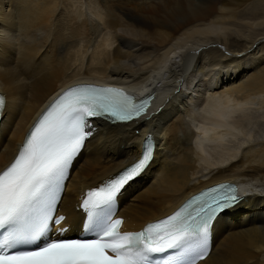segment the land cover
<instances>
[{"label": "bare ground", "instance_id": "1", "mask_svg": "<svg viewBox=\"0 0 264 264\" xmlns=\"http://www.w3.org/2000/svg\"><path fill=\"white\" fill-rule=\"evenodd\" d=\"M140 1L0 0V91L7 98L0 170L66 88L138 85L144 94L156 85L148 116L130 124L94 121L97 132L76 160L61 204L69 235L83 220L75 210L82 193L138 160L152 133L154 159L120 197L124 229L138 230L203 188L234 181L247 197L216 220L213 250L199 264H264V143L228 157V141L239 148V139L264 129L263 115L251 107L264 105V33L236 38L230 26L264 18V0ZM210 70L207 87L198 89L199 75ZM197 120L205 123L199 131L191 126Z\"/></svg>", "mask_w": 264, "mask_h": 264}, {"label": "snow or ice", "instance_id": "2", "mask_svg": "<svg viewBox=\"0 0 264 264\" xmlns=\"http://www.w3.org/2000/svg\"><path fill=\"white\" fill-rule=\"evenodd\" d=\"M152 97L137 101L117 87L81 85L60 95L31 128L14 160L0 170V264H199L210 253L218 214L240 203L234 185H219L174 214L140 231L122 232L113 205L124 186L152 159L141 157L102 186L86 192L80 208L88 235L48 238L65 217L56 215L73 161L92 136V120L130 124L146 116ZM0 95V110L4 107Z\"/></svg>", "mask_w": 264, "mask_h": 264}, {"label": "rangeland", "instance_id": "3", "mask_svg": "<svg viewBox=\"0 0 264 264\" xmlns=\"http://www.w3.org/2000/svg\"><path fill=\"white\" fill-rule=\"evenodd\" d=\"M149 1V0H148ZM154 1H158V0H154ZM140 2H142V0L140 1ZM260 12H262L261 10H260ZM261 16H264V15H261ZM264 20V18H262V17H260V18H258V19H252V18H246V19H244V18H242V19H240V20H238V21H236L235 23H233V24H230V26H231V28L233 29V32L232 33H235V34H233L232 35V33H231V35L232 36H234L235 35V37L236 38H240V36H254V37H257V38H259V37H261L262 35H260V34H263L264 33V26L263 25H261V26H259V25H254L253 27L252 26H250V25H252L253 23H259L260 21H263ZM234 30H235V32H234ZM238 30H240L239 32H238ZM238 32V33H237ZM259 33V34H258ZM237 34V35H236ZM257 35H259V36H257ZM230 38H232V37H230ZM197 40L196 41H198V38H196ZM193 42H195V40L193 41ZM228 53H229V51H227ZM261 54V53H260ZM259 54V55H260ZM155 55V54H154ZM229 55V54H228ZM259 55H258V57H259ZM152 57H154V56H152ZM178 60H179V58H178ZM210 69V68H209ZM208 69V70H209ZM218 70V69H217ZM166 73V72H165ZM214 71L212 72L211 70L209 71V72H205V74L204 73H201L200 75H199V78L201 77V79L203 80V82L201 81V86H199L200 85V82H198V89L200 88H202V90L203 89H205L206 87H207V84H206V82L208 81V79L210 78V77H212V75H214ZM210 74V75H209ZM206 77V78H205ZM206 84V85H205ZM198 92H192V94L191 95H193L194 94V96L197 94ZM199 93H201V92H199ZM202 94V93H201ZM195 99V98H194ZM195 100H197V99H195ZM262 102H261V100H257L256 101V103L255 104H253L251 107H252V109L254 110V111H256V112H261V114L263 115V119H261V117H259L258 119H260L258 122H263L264 121V105H262ZM198 109V108H197ZM199 110H201V109H199ZM199 110H197V111H199ZM202 111V110H201ZM263 120V121H262ZM200 120H197L195 123H193L191 126H193L195 129H197V131H199V128H200V126H202V125H205V123H203L202 121H200ZM255 123V122H254ZM253 123V124H254ZM192 127V128H193ZM258 127V126H257ZM259 128V127H258ZM138 133V132H137ZM254 134H252L251 136H247V137H242L241 139H239L240 141H239V143H240V145H241V147H239V148H237L236 146H234L235 145V141L234 140H231V141H228V145H229V152H228V157L229 158H234L236 155H240L241 154V152L243 151V149L244 148H246L248 145H258V144H262V143H264V129L261 131V129H257V131H255V132H253ZM234 141V142H233ZM243 145V146H242ZM245 146V147H244ZM233 155H235V156H233ZM215 156V155H214ZM87 181V180H86ZM252 186V185H251ZM251 186H248V187H251ZM253 187V186H252Z\"/></svg>", "mask_w": 264, "mask_h": 264}]
</instances>
